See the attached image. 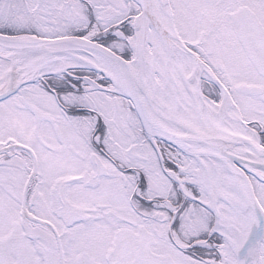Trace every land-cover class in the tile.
Here are the masks:
<instances>
[{
    "label": "snow or ice",
    "instance_id": "snow-or-ice-1",
    "mask_svg": "<svg viewBox=\"0 0 264 264\" xmlns=\"http://www.w3.org/2000/svg\"><path fill=\"white\" fill-rule=\"evenodd\" d=\"M0 264H264V0H0Z\"/></svg>",
    "mask_w": 264,
    "mask_h": 264
}]
</instances>
